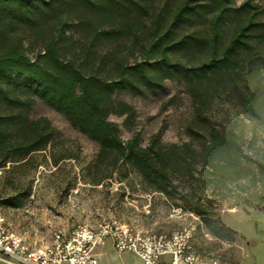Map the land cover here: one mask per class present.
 <instances>
[{
  "label": "trees",
  "instance_id": "trees-1",
  "mask_svg": "<svg viewBox=\"0 0 264 264\" xmlns=\"http://www.w3.org/2000/svg\"><path fill=\"white\" fill-rule=\"evenodd\" d=\"M232 4L178 0L168 16L155 11L142 58L128 62L99 49L116 41L120 30L114 24L120 18L137 9L134 21H141L138 16L147 13L134 0H0V179L1 188H12L11 193L0 191V203L22 206L32 179L19 180L15 172L35 167V154L53 146L55 127L45 116L29 115L39 100L97 144L87 167L94 184L134 175L143 192L162 195L202 218L229 197L260 209L264 138L248 155L242 136L228 122L209 124L205 134L197 135L199 147L191 141L163 142L159 133L144 144L140 133L132 131L134 108L114 98L122 92H155L169 78L184 83L200 107L220 89H229L248 116L264 124V21L255 18L262 9L249 0ZM211 8L215 12L208 16ZM238 14L244 18L232 21ZM194 17L206 21H192ZM28 48H35L33 56ZM111 116L122 118L132 132L129 138L122 137ZM65 158L75 155H51L54 164ZM208 227L225 238L223 223Z\"/></svg>",
  "mask_w": 264,
  "mask_h": 264
},
{
  "label": "rangeland",
  "instance_id": "rangeland-1",
  "mask_svg": "<svg viewBox=\"0 0 264 264\" xmlns=\"http://www.w3.org/2000/svg\"><path fill=\"white\" fill-rule=\"evenodd\" d=\"M146 8L140 14L141 21H134L138 11L133 9L126 19H119L114 27L120 30L116 41L107 43L101 51H112L124 56L128 62L142 58V46L147 45L146 29L150 26L152 14L162 10L170 15L178 0H134ZM236 7L246 0H232ZM261 11L255 18L264 21V0H249ZM215 12L211 8L208 16ZM244 15L232 17L240 21ZM192 21H206L205 17H194ZM144 23L145 27L137 23ZM105 27L106 24L104 25ZM138 27V29L136 28ZM136 33L137 37H134ZM79 33H76V37ZM133 45L132 51L129 47ZM35 48H28L33 56ZM243 60V61H242ZM240 61L246 62L241 57ZM264 75V69H262ZM114 98L126 101L134 108L132 131L139 132L146 144L155 133L163 142L191 141L196 147L201 144L199 133L205 134L211 123L232 122L242 136L245 153L252 155L264 138V124L250 118L229 89H220L206 102L198 106L184 83L166 78L162 88L151 92L143 89L140 94L116 93ZM31 118L45 116L55 127L53 146L35 154V167H27L15 172L19 180L32 179L30 196L22 206L11 208L0 203L9 231L22 236L28 242L48 243L54 233H67L77 225L91 228L107 221L126 223L137 230L150 229L153 232L170 233L174 230L191 229L195 250L206 258H217L231 264H264V204L260 209L235 204L229 197L216 202L212 213L204 218L171 204L164 196L141 190L139 180L132 175L120 181L116 176L105 179L100 184L91 182L87 167L94 159L98 146L78 132L65 117L35 100L30 108ZM124 139L132 132L124 128L122 118L111 116ZM72 153L75 158H65L54 164L51 155ZM1 175V172H0ZM0 179V191L11 193L12 188ZM205 195H209L207 191ZM221 222L226 226L225 238L214 236L208 223ZM99 259L102 264H139L140 259L124 252L119 259L107 241ZM0 264H6L0 261Z\"/></svg>",
  "mask_w": 264,
  "mask_h": 264
},
{
  "label": "built area",
  "instance_id": "built-area-1",
  "mask_svg": "<svg viewBox=\"0 0 264 264\" xmlns=\"http://www.w3.org/2000/svg\"><path fill=\"white\" fill-rule=\"evenodd\" d=\"M192 239L188 228L153 232L112 220L96 228L77 225L67 233L57 231L48 243L28 242L9 231L0 213V261L6 264H99L94 250L107 241L116 253L137 256L139 264H231L200 255Z\"/></svg>",
  "mask_w": 264,
  "mask_h": 264
},
{
  "label": "crops",
  "instance_id": "crops-1",
  "mask_svg": "<svg viewBox=\"0 0 264 264\" xmlns=\"http://www.w3.org/2000/svg\"><path fill=\"white\" fill-rule=\"evenodd\" d=\"M109 242H110V241H109ZM106 245H107V242H106L104 245H102V246H98V247H96L95 250H94V254H95V256L97 257L99 264H102L101 261H100V259H99L100 255L103 253V252L101 251V249L105 248ZM110 246H111V248H112V251H114V249H113L111 243H110ZM123 253H124V252H123ZM121 254H122V253H116V252L114 251L115 258H117V259H119V258L121 257Z\"/></svg>",
  "mask_w": 264,
  "mask_h": 264
}]
</instances>
